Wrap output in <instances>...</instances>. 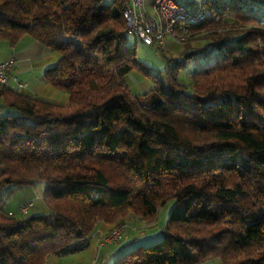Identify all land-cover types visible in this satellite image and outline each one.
<instances>
[{
  "label": "trees",
  "instance_id": "16d2710c",
  "mask_svg": "<svg viewBox=\"0 0 264 264\" xmlns=\"http://www.w3.org/2000/svg\"><path fill=\"white\" fill-rule=\"evenodd\" d=\"M123 2L0 0V41L28 36L56 52L43 78L67 95L0 88V191L43 183L49 209L4 213L0 199V264L79 252L100 224H152L169 200L160 240L119 250L114 264H264V21L253 0H203L187 40L205 44L167 59L166 83L140 97L124 81L143 69ZM188 63L187 86L177 78Z\"/></svg>",
  "mask_w": 264,
  "mask_h": 264
},
{
  "label": "rangeland",
  "instance_id": "374dc122",
  "mask_svg": "<svg viewBox=\"0 0 264 264\" xmlns=\"http://www.w3.org/2000/svg\"><path fill=\"white\" fill-rule=\"evenodd\" d=\"M250 8H252L254 15L260 20L264 21V0H253L252 3L249 4ZM25 40H32L30 37H27ZM34 42V46H38L45 50L43 60L45 61V71L51 69L55 66L59 56L56 52L46 49L41 44ZM126 44L135 45L136 56L135 59L140 64L143 70L134 69L129 72L125 77V84L133 97H140L143 94L148 93L155 84V79L160 80L164 83L167 81L166 72L169 67V63L167 59L176 60V59H184V55L187 51H189L191 46L195 48L201 47L205 44V41L198 40L196 38H191L189 41L185 40L183 42H178L166 37L165 41V49H159L157 47L146 46L142 44V42L137 38L135 34H127ZM28 51L32 55L35 53L34 48H26L25 51ZM34 50V51H30ZM27 52V53H28ZM17 60L20 61V57L16 56ZM30 63L25 61H20L16 64L15 71L17 69V75H20V79L25 78L26 81L30 83H34L35 79H42L43 75L38 70L31 71L29 73L21 72V68L29 69ZM192 63H188L185 69H182L178 73L177 80L180 83L185 85H189V76L192 72ZM20 80V81H21ZM52 90V88L50 89ZM54 101L56 103H66L67 95L61 91H57L53 89ZM66 101V102H65ZM3 112L0 110V116ZM44 189L43 183H35L32 186H15L8 185L5 186L0 191V199H1V207L4 213L13 212L15 214L18 207L27 201H31L34 203V206L30 209L28 215L36 216V215H47L49 213V209L47 205L42 200V193ZM174 205V200H169L164 206L158 209L156 221L152 224H146L143 222H139L134 218L128 217L127 219L116 220L112 225L114 229L120 224L124 222L130 228L128 232L125 233L126 239L119 241L120 252H126L138 246L149 245L151 243H155L160 240L161 230L167 223L169 219V214ZM111 225V224H108ZM112 229V231L114 230ZM111 231V232H112ZM109 232V234L111 233ZM108 235L104 236L107 237ZM135 239V240H134ZM90 242V239H89ZM88 242V244H89ZM87 244V246H88ZM112 245V244H110ZM114 245V244H113ZM86 246V247H87ZM85 247V248H86ZM102 252L95 258L96 264H114L116 257L112 259L104 260L105 257L102 258ZM207 264H221L219 259H214L212 261L207 262Z\"/></svg>",
  "mask_w": 264,
  "mask_h": 264
},
{
  "label": "built area",
  "instance_id": "2783aa9c",
  "mask_svg": "<svg viewBox=\"0 0 264 264\" xmlns=\"http://www.w3.org/2000/svg\"><path fill=\"white\" fill-rule=\"evenodd\" d=\"M122 16L129 34H135L146 46L162 50L165 49L166 37L183 42L188 38L189 27L201 23L206 18L201 8L188 10L176 0H150L149 4L146 0H124ZM13 66V58L0 63V88L22 93L28 88V84L11 74ZM33 206L34 203L31 201L24 202L18 207L17 214L27 216ZM129 228L126 224L117 226L107 237L103 238L101 246L115 244L126 239L124 235Z\"/></svg>",
  "mask_w": 264,
  "mask_h": 264
},
{
  "label": "crops",
  "instance_id": "0c3cea01",
  "mask_svg": "<svg viewBox=\"0 0 264 264\" xmlns=\"http://www.w3.org/2000/svg\"><path fill=\"white\" fill-rule=\"evenodd\" d=\"M203 0H176L177 3L183 5L188 10H193L195 7L199 6V4ZM147 4L150 3V0H146ZM151 10V9H149ZM28 36L22 37L18 43L11 47L8 45L5 41H0V63L7 61L10 58H13L14 60V66L11 69V74L15 77H17L19 80H21L19 77L20 75H17V69L15 71L16 64L20 61H25L30 63L29 69L21 68V72L29 73L31 71L38 70L40 74L42 75L45 72V61L43 60L44 54H46L42 50V48H39L38 46H34V42L32 40H25ZM35 41V40H34ZM38 43V42H37ZM34 48L35 53L32 55L26 48ZM190 49H195L194 46H191ZM30 50V51H34ZM28 52V53H27ZM16 56H19L21 59L20 61L17 60ZM22 82H26L28 84V88L23 91V94L29 95L34 98L42 99L45 101H52L55 102L53 88L49 85L48 82L42 77V79H35V82L32 84L29 81H26L25 78L21 80ZM52 88V90H50ZM66 102V101H65ZM65 104V103H63ZM0 105H1V99H0ZM114 229L113 225L108 224H100L94 233L93 236L90 237V242L86 248L79 252H75L68 255H52L49 259L47 264H96L95 258L102 252L101 256L104 260L112 259L113 257H117V254L120 250L119 244H112L107 246H101V242L104 238V236L108 235L109 232ZM204 264H207L204 263Z\"/></svg>",
  "mask_w": 264,
  "mask_h": 264
}]
</instances>
